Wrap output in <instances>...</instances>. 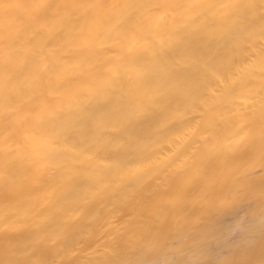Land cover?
Instances as JSON below:
<instances>
[{
  "label": "bare ground",
  "instance_id": "6f19581e",
  "mask_svg": "<svg viewBox=\"0 0 264 264\" xmlns=\"http://www.w3.org/2000/svg\"><path fill=\"white\" fill-rule=\"evenodd\" d=\"M0 264H264V0H0Z\"/></svg>",
  "mask_w": 264,
  "mask_h": 264
}]
</instances>
